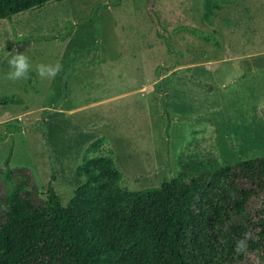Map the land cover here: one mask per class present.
Wrapping results in <instances>:
<instances>
[{
	"label": "rangeland",
	"instance_id": "374dc122",
	"mask_svg": "<svg viewBox=\"0 0 264 264\" xmlns=\"http://www.w3.org/2000/svg\"><path fill=\"white\" fill-rule=\"evenodd\" d=\"M224 2L212 25L203 0H58L0 20V101H21L0 102V170L11 149L10 167L29 170L43 199L53 176L66 206L101 139L129 190L264 157V0ZM14 50L28 79L6 78ZM39 63L62 70L41 80ZM4 191L0 178V221Z\"/></svg>",
	"mask_w": 264,
	"mask_h": 264
},
{
	"label": "trees",
	"instance_id": "16d2710c",
	"mask_svg": "<svg viewBox=\"0 0 264 264\" xmlns=\"http://www.w3.org/2000/svg\"><path fill=\"white\" fill-rule=\"evenodd\" d=\"M53 1L0 0V20ZM224 1L203 0L208 25ZM190 31L218 47L213 36ZM104 141L85 150L76 172L85 182L66 206L53 187L54 169L43 199L29 170L10 167L9 150L0 170L6 206L0 264H241L251 255L264 258V157L227 167L211 163L196 175L184 166L160 187L129 190L120 187L123 177L113 162L98 154ZM246 234V247L237 252Z\"/></svg>",
	"mask_w": 264,
	"mask_h": 264
},
{
	"label": "clouds",
	"instance_id": "9594fccd",
	"mask_svg": "<svg viewBox=\"0 0 264 264\" xmlns=\"http://www.w3.org/2000/svg\"><path fill=\"white\" fill-rule=\"evenodd\" d=\"M9 72L6 73V78L9 81H18L21 79H28L29 73L32 71V65L30 63V58L24 53L7 52ZM35 72L41 80H51L54 79L62 70V66L59 63L56 64H45L39 63L35 66ZM247 234L245 239L238 241L236 246V251L241 252L246 247Z\"/></svg>",
	"mask_w": 264,
	"mask_h": 264
}]
</instances>
